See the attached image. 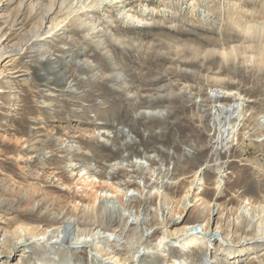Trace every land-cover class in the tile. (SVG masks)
<instances>
[{
  "label": "rangeland",
  "instance_id": "rangeland-1",
  "mask_svg": "<svg viewBox=\"0 0 264 264\" xmlns=\"http://www.w3.org/2000/svg\"><path fill=\"white\" fill-rule=\"evenodd\" d=\"M0 28V46L12 50L0 58V264H41L23 244L8 255L16 229L60 230L34 217V203L52 217L66 211L73 233L94 227L69 237L89 239L120 261L167 233L164 254L141 264H264V244L250 242L255 226L236 218L240 205H257L264 194V0H0ZM37 29L40 36L28 40ZM219 126L228 127L223 144ZM38 140H54L59 150L34 152ZM82 161L91 172L68 179L65 162ZM136 165L141 175L126 176ZM53 166H60L56 178ZM196 170L201 183L189 189ZM59 176L72 186L82 176L103 186H88L82 201L66 194ZM120 179L136 181L142 195L112 192ZM149 193L145 210L140 197ZM122 207L120 228L98 231V215L112 210L114 220ZM132 214L150 226L130 224ZM209 220L208 229L233 246L173 243L184 226L201 229ZM76 255L83 262L89 254L77 248Z\"/></svg>",
  "mask_w": 264,
  "mask_h": 264
},
{
  "label": "bare ground",
  "instance_id": "bare-ground-1",
  "mask_svg": "<svg viewBox=\"0 0 264 264\" xmlns=\"http://www.w3.org/2000/svg\"><path fill=\"white\" fill-rule=\"evenodd\" d=\"M62 2L63 3L64 2H69V0H62ZM89 4L91 6V3H89ZM52 8L53 7H50L48 9V12H50L52 10ZM43 18H46V16L43 17ZM58 24H59V22H58ZM75 24H76V22L74 23V25ZM55 25L56 24H53V26H55ZM51 26L52 25L45 26V27H47L50 30ZM0 30H1V28H0ZM39 32L40 31L38 29L35 30V31H33L28 40H31L32 38L33 39L34 38L37 39L40 36ZM86 34H88V33H86ZM86 38H88V37H86ZM27 42H29V41H27ZM103 43L104 42L102 40H100L99 42H97V45H100V44H103ZM19 50H21V47L19 49H17V51H19ZM11 51L12 50H10V51L9 50H6V47L5 46H0V58L3 57V55L4 54H7V53H8V55H6L4 57L11 56L12 55ZM118 52H117V54H118ZM40 59H41V57H40ZM8 61H9V59H8ZM4 65H6V63H4ZM0 74H2V72H0ZM6 75H8V74H6ZM65 77L66 76L62 75L61 76V79L64 80V81L67 80V78H65ZM86 80H88V79H86ZM46 81H48V80H46ZM67 82L69 83V81H67ZM74 92H76V91H74ZM212 92H215V94H216V92H218V91H216V89L215 90L213 89ZM220 93L221 92H219V95H220ZM232 109H234V108L233 107H230L229 110H232ZM229 110H227V111H229ZM216 116L217 115H215L214 118H216ZM219 127H218L219 129H218L217 142L219 144H223V141L225 139L228 140V138H229V136L227 135L229 133L228 132V127H226L225 129L221 128V126H219ZM129 129L131 131L138 132L137 129H136V127H134V126H129ZM121 131L124 132V130H121ZM118 134H119V132H118ZM102 136H104L106 140H109V137H106L104 134ZM33 145H34L33 146L34 152L43 151L45 148H48V149L50 148L51 150H59V148L57 146V143L54 140H38V141H35V143ZM124 148H127V147H124ZM121 149H123V148H120V150ZM117 151H118V149H117ZM122 155L121 156L118 155V156H120L119 159H118V160H120V162L122 160L123 161H126L127 160V157L124 156V155L122 156ZM74 158H76V157H74ZM102 159H104V158L102 157ZM118 160L115 161V162L112 161V162L115 163V164H112L111 163L112 166L113 165H117L118 163H120V162H118ZM153 160L154 159L148 157V161H153ZM71 165H72V163H71ZM71 165L70 164H67L65 162V164L63 166V168H65L66 166L70 167V169H69L70 175L67 176L68 179L71 178L73 174H76V172H80V171L82 172V170H84V175L85 174H89L91 172L90 169L85 165L84 161H82V163H78L77 165L75 164L74 166H71ZM109 165H110V163H109ZM96 167H98V166H96ZM139 167L140 166L136 165L134 168L131 169V172H128V174L126 176H129V177H132V178H136V176L141 175V171H140L141 169H138ZM59 168H60V166H53L52 167V169H53L52 170V174H50V175H52L53 177L57 176L58 171H59L58 170ZM198 172H199V170H196L195 172H193L191 174L192 179L189 182L190 183V188L189 189H191V187H194V186L199 185L201 183V179L198 177V175H199ZM107 173H109V172H107ZM115 173H116V171H113V173L108 174L109 175L108 178L115 176ZM102 175L104 176V174H102ZM59 178H60V181H61L60 183H62L63 185H65L66 188H67L66 194L68 196H71V197H78L82 201L86 200L87 198H90V195L91 194H90V189L87 188L88 186L95 185V184H96L97 188H100V187L102 188V186H103V184H101V183H94L92 181L86 182V179H85V177L83 178V176L80 178V180L76 181L75 185H73V186L71 184H69V183H67V184L65 182L63 183L62 179L65 178V177H62L61 178L59 176ZM173 183H176V182L173 181ZM219 184H221V183L219 182ZM76 185H78L80 188L79 189L73 188V187H76ZM153 185H154L153 182L152 183H149L148 181H145V183H144V187H149L150 186V188H152ZM161 186L164 187V185H162V184L160 185V187ZM216 187L218 188L219 185L218 186L216 185ZM119 188L121 190L124 189V192H122V195H126V192L130 191V188H132L133 190H135V189L136 190H140L139 189L140 188L139 187V184H137L136 181H134V180H127V181H124L122 179L118 180L116 182V184H114L113 189H112L113 190L112 192H116V190L119 191ZM150 188H148V190H150ZM139 192L142 195V191L140 190ZM31 198H32V195L31 194H27L26 199L28 201H30ZM103 198L105 199L106 197H103ZM140 199L141 200H140L139 203L140 204L143 203V206H145V210H146L148 208V200H151L150 193L146 197H143V198L140 197ZM257 201H258V204L257 205L254 204L252 201H249V200L247 201L248 202L247 205H244V206L243 205L242 206L240 205L239 206V209L237 210L238 216L236 215V218H239V219H243V218L248 219V221H247L248 228L249 227L253 228V226H255V230L258 232V236L255 237L254 240H251L250 242H253V241H256L257 240V241H260V242H262L264 244V194L261 195L260 198H259V200H257ZM132 202H133V200L130 202V204ZM189 202L190 201L187 200L184 203V206H187ZM123 203H124V205L127 204L126 206L128 207V209L132 210L131 208L134 205L133 206H129L130 205L129 204V200L128 201L126 200ZM36 205H38V203H34L33 204V209L34 210H37L35 212L36 215H34V217H36V218L42 217L41 218L42 221H47V222H50V223H53V224H59L60 225V227H59L60 230L58 228H55L54 231H47L46 229H43L42 227H37V228H24L23 229V233H22L21 230L16 229L15 230V241L13 242L10 251L7 252L8 255L11 253L12 248H16L17 246L23 244L24 246H28L29 247V250H30V252L32 253V255L34 257H36L39 260H41V262H40L41 264H81L83 262H85V264H111V263H113V264H124L125 262H128V263L130 262L131 264H141V263H143V261H146L150 257H154V256L159 255L161 253L164 254L163 252L172 243V240H171V238L168 237L167 233L166 234H163L161 237H159L158 241H156V243L153 246H151V247L144 246L143 248H139L132 255H130L129 258L125 259V261H120L117 257H114L113 254H110V251L106 252L104 249H102L101 246L96 245L94 242L90 241L89 239H82V240H80V239L75 238L77 236L74 237L75 239L72 238V237H69V235H79L80 233L81 234H91V233L94 234L93 233L94 231H92V230H95L94 227H89L88 229H84V230H82L81 228H77L75 230V233H73L71 231V228L69 229V227H68L69 222L70 223H72V222L70 220H68L69 217L66 216V211L61 210L58 213L57 216H53L52 217V216L48 215L46 213V211L45 212L44 211L41 212L40 211L41 208L39 207V205L38 206H36ZM40 206L43 207V205H40ZM99 209L101 210V207L100 206H99ZM122 210H124L123 207L120 210V213H118L116 215V218L114 220L111 219V218H113L112 213H111L112 210L111 211H107L104 216L98 215V219L99 220L97 222L101 226V228L98 231H101V233H104V235H105L106 233H111L110 231H113L116 228H120V226L123 224V220H124V217H125V214L123 213ZM141 210H144V207H141ZM103 211H105V210H103ZM83 215L85 216V213H83ZM130 215L131 214H129V216ZM132 216H133V222H130V224H135V225L142 226L144 229L146 228V226H150V221L148 220V218L146 216L145 217L143 216V218H141V219L138 218V214L137 215L136 214H132ZM107 217L109 218V220H108ZM178 219H180V218L177 217V218H173L170 221L169 220L168 221L174 223L173 221H177ZM81 222H86V220L83 218V216L81 217ZM211 222H212V220L211 221L209 220L208 223L205 224V226H204V224H202L201 225L202 226L201 229H199L198 225H195V224L194 225H186V226H184L177 233V236H176L175 240H173L174 241L173 243H177V245H179L181 247V249H183V250H188V249L193 248V247L194 248H197V249H204V248H207L208 249V248L211 247V245H210V244H212L211 241L212 240H215V239H218L220 242H224L225 243L224 246H228V247L233 246L234 244L232 243V241L230 242V239L229 238L223 237L221 234L218 233V231H210L208 229V227L210 226ZM63 223H65V224L67 223V224L62 227V224ZM77 223H79V222H77ZM122 228H124V227H122ZM60 233H62V236H63L61 239L55 237L56 235H58ZM28 234H29V236H28L29 238L26 239L25 235H28ZM68 237L70 239H68ZM245 242H246L245 239L242 238L240 240L239 245H243V244H245ZM77 248H84V249H86V251L88 252L89 255L87 256L88 259L87 258H85V259H87L88 261L87 260H84L83 262H81L82 259L80 260V257L78 255H76ZM227 249L230 251L231 248H227ZM0 250H2L1 243H0ZM49 253L54 254V256L55 255H58V257H55V258H52V259L47 258V254H49ZM0 254H2V253L0 252ZM206 261H207V263H210L212 261V259L208 258V259H206ZM176 263H178V264H187L184 260H181V261H177L176 260ZM151 264H154V263H151Z\"/></svg>",
  "mask_w": 264,
  "mask_h": 264
}]
</instances>
